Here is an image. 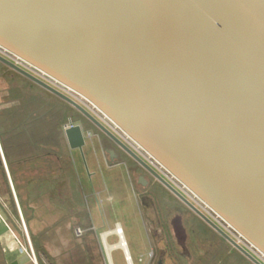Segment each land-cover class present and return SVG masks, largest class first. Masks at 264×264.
<instances>
[{"label": "water", "instance_id": "water-1", "mask_svg": "<svg viewBox=\"0 0 264 264\" xmlns=\"http://www.w3.org/2000/svg\"><path fill=\"white\" fill-rule=\"evenodd\" d=\"M0 53L261 264L127 145L264 258V0H0Z\"/></svg>", "mask_w": 264, "mask_h": 264}, {"label": "crops", "instance_id": "crops-1", "mask_svg": "<svg viewBox=\"0 0 264 264\" xmlns=\"http://www.w3.org/2000/svg\"><path fill=\"white\" fill-rule=\"evenodd\" d=\"M19 77L36 92L14 84L0 97V264H100L86 230L144 224L143 208H157L159 195L132 188L141 174L130 157L87 119H75L70 105ZM69 123L81 128V150L69 147Z\"/></svg>", "mask_w": 264, "mask_h": 264}, {"label": "rangeland", "instance_id": "rangeland-1", "mask_svg": "<svg viewBox=\"0 0 264 264\" xmlns=\"http://www.w3.org/2000/svg\"><path fill=\"white\" fill-rule=\"evenodd\" d=\"M20 75L16 72L12 71L8 67L4 66L0 63V97L3 92L6 91L7 85L8 86H21L23 85L26 92L29 94H35V90H26L27 86L24 81L19 77ZM23 83V84H22ZM28 89V88H27ZM81 116V117H80ZM79 118L81 123L84 125L86 122L84 121V117L80 115H76V118ZM84 118V119H83ZM132 188L141 190L142 188L136 183V178L133 177L131 184ZM161 203H157V208L154 210H147L143 208L144 211V224H121L124 236L133 259L134 264H155V256L156 252L163 251L165 243L163 242V238H167L171 236L172 231L169 226L170 219L176 212H172L171 210H167V207H173L174 201L169 199L164 194H159V198ZM189 200V199H188ZM191 201V200H189ZM192 203V201H191ZM173 205V206H172ZM175 206H179L176 204ZM181 208V206H179ZM183 208V207H182ZM184 210V220L188 225L189 228V237L195 238L197 236H203L207 238V243L201 245L194 246V255L196 260L200 258V260L196 264H203V260L210 261L212 256L215 255L217 252V242H218V235L214 232L210 231L209 229H204V227L196 220L195 215L188 209L183 208ZM157 212V214H155ZM159 212V213H158ZM117 224H111L110 226L101 227L102 225H98V228L93 230L88 229L86 231H90L93 234V238L95 241V253L100 258V264H107L105 258V252L103 245L100 242V236L106 232L114 231ZM120 225V224H119ZM143 229H141V227ZM100 227V228H99ZM90 228V227H89ZM195 230V232H190ZM107 242L109 244H116L118 242V238L115 235H111L108 237ZM84 248V247H83ZM84 250V249H83ZM230 252V249H225L218 257V261L224 260L226 257L228 258L227 254ZM141 254V255H139ZM204 254V255H203ZM226 258V260H227ZM164 262L166 264H174L171 260V257L166 256ZM225 262V261H224ZM112 263L113 264H127L125 261V256L121 250H115L112 253ZM228 263V262H227ZM226 263V264H227ZM194 264V263H193Z\"/></svg>", "mask_w": 264, "mask_h": 264}, {"label": "flooded vegetation", "instance_id": "flooded-vegetation-1", "mask_svg": "<svg viewBox=\"0 0 264 264\" xmlns=\"http://www.w3.org/2000/svg\"><path fill=\"white\" fill-rule=\"evenodd\" d=\"M138 166V165H137ZM137 172H140V176L136 178V183L145 191L143 193V197L146 198L150 196L151 194H164L166 195L169 199L174 201V203L178 204L181 206H175L176 204H173V207H170L171 211L176 212L171 221H170V228L172 231L171 236H168L167 238H163V242L165 243L164 245V250L160 252H156L155 256V264H166L164 262L165 257L169 256L171 257V260L174 264H196L198 260H196V257L194 255V246L195 245H201L207 243V238L203 236H197L195 238H190L189 237V228L188 225L183 222L184 220V210L188 209L179 199H177L171 192H169L158 180L154 178L148 171L144 170L140 166L135 167ZM143 177V180L140 178ZM159 203L160 200H159ZM158 203V204H159ZM183 207V208H182ZM189 210V209H188ZM191 211V210H190ZM192 212V211H191ZM193 213V212H192ZM194 214V213H193ZM195 215V214H194ZM179 216L181 218V226L185 231V237H177L175 236L174 229H173V219L175 217ZM196 220L199 221V223L204 227V229H209L210 231L214 232L216 235H218V242H217V252L215 253L214 256H212L210 261L203 260L202 257V262L203 264H252L249 260H247L243 255H241L228 241H226L223 237H221L219 234H217L212 228H210L207 224H205L202 220H200L196 215ZM190 232H195V230L190 231ZM230 249V252H228L227 260L226 258L224 260H221L220 262L218 261L219 255L222 253L223 250L225 249ZM204 255V254H203ZM225 261V262H224Z\"/></svg>", "mask_w": 264, "mask_h": 264}, {"label": "built area", "instance_id": "built-area-1", "mask_svg": "<svg viewBox=\"0 0 264 264\" xmlns=\"http://www.w3.org/2000/svg\"><path fill=\"white\" fill-rule=\"evenodd\" d=\"M0 55L4 56L7 59L8 58L6 55L0 53ZM12 60V59H10ZM13 61V60H12ZM15 64H17L18 66H20L21 68H23L24 70H26L27 72L33 74L34 76L38 77L39 79H41L42 81L46 82L47 84H49L51 87H53L54 89L60 91L61 93L65 94L66 96H68L69 98H71L72 100H74L75 102H77L79 105H81L83 108H85L90 114H92L94 117H96L101 123H103L105 125V123L103 122V120L97 116V114L94 112V110L87 105L83 100H81L79 97H77L76 95H74L73 93L67 91V90H63L61 89L59 86H57L56 84L50 83L48 81H46L45 79H43L42 77L34 74L33 72H31L29 69L21 66L17 60L13 61ZM71 125H73L72 123H69L66 127L65 130H67ZM110 129V128H109ZM111 130V129H110ZM113 132V134H115L119 139H121L119 137V135L117 134V132L111 130ZM124 142V141H123ZM129 148H131L140 158H142L155 172H157L160 176H162L169 184H171L175 189H177L181 194H183L187 199L191 200L192 203L201 211L203 212L208 218H210L217 226H219L227 235H229L239 246H241L242 248H244L251 256H253L257 261H259L261 264H264V258L261 257L256 251H254L250 246H248L244 241H242L237 235H235L230 229H228L222 222H220L214 215H212L207 209H205L204 207L198 205L193 198L189 197L183 190L182 187H180L176 182H174V180H172L169 176H167L158 166H156L152 161L148 160L147 158H145L143 156V154H141L140 152H138L137 150L133 149L131 146L127 145ZM190 201V202H191ZM119 224H117L116 226H118ZM22 228L25 232V225L22 224ZM83 231L81 229H76L75 230V236L80 238L83 236ZM117 237V236H116ZM108 239V238H107ZM29 254L31 256V258L35 261V255L32 251V248L30 247L29 244Z\"/></svg>", "mask_w": 264, "mask_h": 264}, {"label": "bare ground", "instance_id": "bare-ground-1", "mask_svg": "<svg viewBox=\"0 0 264 264\" xmlns=\"http://www.w3.org/2000/svg\"><path fill=\"white\" fill-rule=\"evenodd\" d=\"M111 235H115L118 238V242L116 244H109L107 242V238ZM102 245L104 248L105 256L108 261V264L112 263V253L115 250H121L125 256V261L127 264H134L133 259L131 257L123 229L120 225L116 226L114 231L106 232L101 235Z\"/></svg>", "mask_w": 264, "mask_h": 264}]
</instances>
